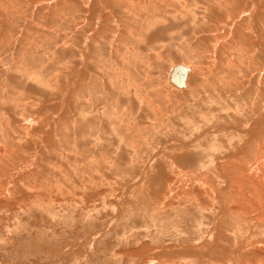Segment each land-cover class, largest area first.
<instances>
[{
    "label": "rangeland",
    "instance_id": "1",
    "mask_svg": "<svg viewBox=\"0 0 264 264\" xmlns=\"http://www.w3.org/2000/svg\"><path fill=\"white\" fill-rule=\"evenodd\" d=\"M263 45L264 0H0V264H264Z\"/></svg>",
    "mask_w": 264,
    "mask_h": 264
},
{
    "label": "water",
    "instance_id": "2",
    "mask_svg": "<svg viewBox=\"0 0 264 264\" xmlns=\"http://www.w3.org/2000/svg\"><path fill=\"white\" fill-rule=\"evenodd\" d=\"M187 73L188 70L185 67L178 65L174 67L173 71L171 72L170 80L178 88H184L187 79Z\"/></svg>",
    "mask_w": 264,
    "mask_h": 264
},
{
    "label": "bare ground",
    "instance_id": "3",
    "mask_svg": "<svg viewBox=\"0 0 264 264\" xmlns=\"http://www.w3.org/2000/svg\"><path fill=\"white\" fill-rule=\"evenodd\" d=\"M220 2H224V1H227V0H219ZM157 10V9H156ZM253 12V11H252ZM255 12V11H254ZM254 14V13H253ZM135 16V15H134ZM230 16V15H229ZM262 16V15H261ZM226 17V16H225ZM255 17V16H254ZM250 19V18H249ZM233 20H235V19H233ZM255 20V19H254ZM250 21V20H249ZM260 21V20H259ZM248 22V21H247ZM246 23V22H245ZM253 23V22H252ZM247 25V24H246ZM262 26V25H261ZM262 28V27H261ZM253 30V29H252ZM251 30V31H252ZM243 31H245V30H243ZM263 31V30H262ZM241 32V31H240ZM248 34V33H247ZM242 36V35H241ZM244 36V35H243ZM254 44V43H253ZM264 46V45H263ZM178 66V65H177ZM181 66H183V67H185L187 70H188V73H187V79H186V82H185V87L184 88H178L175 84H173L172 82H171V80H170V76H171V74L169 75V83L174 87V88H176V89H178L179 91H183V90H185V89H188V88H190L189 87V76H190V74H191V72H192V68H188V67H186V66H184V65H181ZM176 67V66H175ZM174 69V68H173ZM173 71V70H172ZM226 74V73H225ZM116 123V122H115ZM167 123V122H166ZM123 127V126H122ZM125 129V128H124ZM121 132V131H120ZM104 133V132H103ZM102 133V134H103ZM136 133V132H135ZM140 143V142H139ZM172 145V144H171ZM195 146V145H194ZM1 157V156H0ZM4 159V158H3ZM8 159V158H7ZM11 159V158H10ZM6 161V160H5ZM10 162V161H9ZM263 163V162H262ZM9 164V163H8ZM173 165V164H172ZM8 166V165H7ZM6 166V167H7ZM173 167V166H172ZM3 168V167H2ZM157 195V194H156ZM234 208V207H233Z\"/></svg>",
    "mask_w": 264,
    "mask_h": 264
}]
</instances>
